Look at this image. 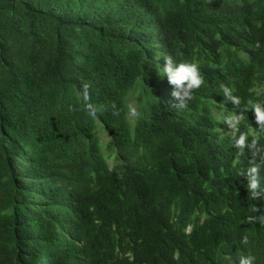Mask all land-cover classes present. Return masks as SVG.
I'll return each instance as SVG.
<instances>
[{"label":"trees","instance_id":"obj_1","mask_svg":"<svg viewBox=\"0 0 264 264\" xmlns=\"http://www.w3.org/2000/svg\"><path fill=\"white\" fill-rule=\"evenodd\" d=\"M157 55L199 64L186 108ZM222 84L264 101V0H0V264H264Z\"/></svg>","mask_w":264,"mask_h":264},{"label":"clouds","instance_id":"obj_2","mask_svg":"<svg viewBox=\"0 0 264 264\" xmlns=\"http://www.w3.org/2000/svg\"><path fill=\"white\" fill-rule=\"evenodd\" d=\"M155 61L159 64V71L164 77L167 78L170 85L175 86V91L172 93L173 97L179 101V104L173 105L176 109H184L188 106V103L193 98V93L199 90L205 83L204 76L200 71L199 64L195 61H181L177 63L171 55H157L154 57ZM161 59L163 64L160 63ZM90 86L84 84L83 99L86 102V107L93 115L96 114V107L90 102ZM221 90L224 98L230 101L239 110L238 113L231 112L229 115L223 118L225 123L231 130L230 135L234 141V147L238 149L236 153V159L239 160L241 156L245 154V149L250 150L252 160L250 161V167L246 170L248 178V191L252 199H258L261 188V170L264 169V144L261 143V137L264 136V101L248 99L246 102L242 101L239 96L233 94V90L227 85L222 84ZM215 103V100L212 101ZM223 106V105H222ZM113 109L116 106L112 105ZM252 112L255 116V122L258 125V130H249L241 132V125L246 120V114ZM129 113L131 116L136 117L139 115L136 108L129 105ZM114 115H119V111H114ZM257 160L259 162H257ZM240 175H245V171H242ZM253 212H260L259 208L252 207ZM259 222L264 225V215L249 216L247 218L248 223ZM243 244H247L248 237L244 236ZM255 258L250 254L247 256H241L239 258V264H254Z\"/></svg>","mask_w":264,"mask_h":264}]
</instances>
